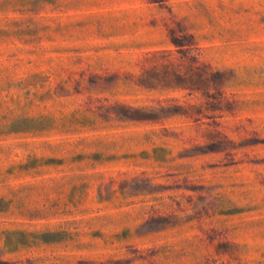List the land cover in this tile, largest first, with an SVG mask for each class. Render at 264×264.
<instances>
[{
  "label": "rangeland",
  "instance_id": "obj_1",
  "mask_svg": "<svg viewBox=\"0 0 264 264\" xmlns=\"http://www.w3.org/2000/svg\"><path fill=\"white\" fill-rule=\"evenodd\" d=\"M0 264H264V0H0Z\"/></svg>",
  "mask_w": 264,
  "mask_h": 264
}]
</instances>
